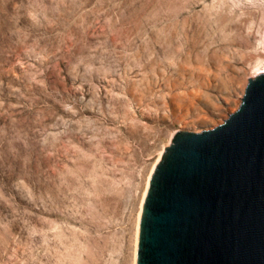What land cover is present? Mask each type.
I'll return each instance as SVG.
<instances>
[{
    "label": "rangeland",
    "instance_id": "1",
    "mask_svg": "<svg viewBox=\"0 0 264 264\" xmlns=\"http://www.w3.org/2000/svg\"><path fill=\"white\" fill-rule=\"evenodd\" d=\"M264 0H0V264H136L176 130L241 106Z\"/></svg>",
    "mask_w": 264,
    "mask_h": 264
},
{
    "label": "water",
    "instance_id": "2",
    "mask_svg": "<svg viewBox=\"0 0 264 264\" xmlns=\"http://www.w3.org/2000/svg\"><path fill=\"white\" fill-rule=\"evenodd\" d=\"M241 103L220 125L173 133L145 194L136 264H264V72Z\"/></svg>",
    "mask_w": 264,
    "mask_h": 264
},
{
    "label": "flooded vegetation",
    "instance_id": "3",
    "mask_svg": "<svg viewBox=\"0 0 264 264\" xmlns=\"http://www.w3.org/2000/svg\"><path fill=\"white\" fill-rule=\"evenodd\" d=\"M164 161V159H163ZM163 161L161 163V165L163 164ZM157 169L151 187H150V191H149V195H148V199H147V203L148 204H152V202L156 199L157 195H158V191H159V183H160V167Z\"/></svg>",
    "mask_w": 264,
    "mask_h": 264
}]
</instances>
